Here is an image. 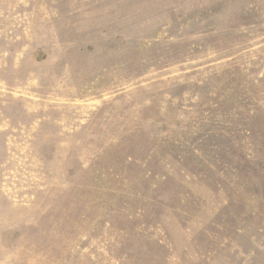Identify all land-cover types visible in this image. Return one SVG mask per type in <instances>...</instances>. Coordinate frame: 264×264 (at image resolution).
Wrapping results in <instances>:
<instances>
[{"label": "rangeland", "instance_id": "rangeland-1", "mask_svg": "<svg viewBox=\"0 0 264 264\" xmlns=\"http://www.w3.org/2000/svg\"><path fill=\"white\" fill-rule=\"evenodd\" d=\"M0 264H264V0H0Z\"/></svg>", "mask_w": 264, "mask_h": 264}]
</instances>
